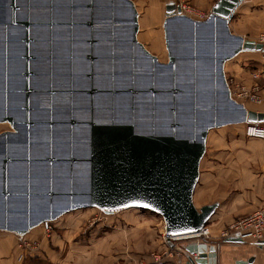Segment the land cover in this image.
<instances>
[{
    "label": "water",
    "instance_id": "95a60500",
    "mask_svg": "<svg viewBox=\"0 0 264 264\" xmlns=\"http://www.w3.org/2000/svg\"><path fill=\"white\" fill-rule=\"evenodd\" d=\"M243 2L203 20L169 3L162 62L133 0H0V231L97 208L150 210L168 238L199 233L218 208L194 203L210 130L264 122L225 72L264 52L231 30Z\"/></svg>",
    "mask_w": 264,
    "mask_h": 264
},
{
    "label": "crops",
    "instance_id": "0c3cea01",
    "mask_svg": "<svg viewBox=\"0 0 264 264\" xmlns=\"http://www.w3.org/2000/svg\"><path fill=\"white\" fill-rule=\"evenodd\" d=\"M133 1L140 13L139 40L160 60V56L166 54L167 60L163 22L166 6L172 1ZM187 1L198 10V13L209 14L218 0ZM230 27L234 34L252 40L264 33V0H244L236 9ZM245 53L252 56L250 59H257L260 52ZM260 59L263 62L260 79L261 100L258 104L245 106L264 113V59ZM230 65L225 66L228 77L234 80L248 78L245 65L235 62ZM260 124L264 126V122ZM236 125L232 126L233 132L229 134L233 136L228 142L230 146L228 157L232 155V161L228 159L225 166L227 177L223 179L216 177L218 175L214 176L213 170L223 168L221 165L215 166L216 163L214 164L212 160L207 165V171L200 167L194 203L197 208L218 203V208L208 221L212 223L207 225L210 231L207 238H186L177 240L171 246L163 236L165 224L162 217L160 219L151 216L154 219L151 223H155V226H151L152 224L144 222L145 214H135L143 213L144 209H137L136 212L128 209L123 210L127 211L124 214L120 212L113 214L115 224L113 227L107 226L109 229L103 223L95 228L84 227L85 217L70 218V215L76 213L75 211L82 212L85 208L66 213L52 221L50 232H46L42 225L21 237L0 231V264H112L116 261L140 259L146 264H158L154 261L153 254L164 256L165 261L162 264H186L189 256H192L197 264H264V244L253 238L243 239L240 231L230 230L234 222L264 204V139L247 137L244 132L245 124ZM211 131L207 138V147L212 137L211 141L216 144L218 154L220 152L218 150L221 149L218 143L228 134L227 132L224 134L223 131L212 134ZM215 173L219 174L216 171ZM196 193L203 194L198 203ZM144 212L154 213L146 209ZM139 216L144 219H139ZM124 221L126 223L121 224ZM237 235L241 237V242L235 240Z\"/></svg>",
    "mask_w": 264,
    "mask_h": 264
},
{
    "label": "rangeland",
    "instance_id": "374dc122",
    "mask_svg": "<svg viewBox=\"0 0 264 264\" xmlns=\"http://www.w3.org/2000/svg\"><path fill=\"white\" fill-rule=\"evenodd\" d=\"M171 1H174V0H171ZM232 28H234V26H232ZM258 55L259 56H257L258 57L257 59L256 58L250 59L252 57L251 55H249L247 53H241V54L237 55L232 60H230V61H228L226 63V65H228L229 67L231 66L230 64L233 63V62L240 63V65H245L246 66V69H247L246 75H247L248 78L245 77L246 78V80H245V79H241V78H237L236 77L238 80L236 78L235 79L238 82L244 83L248 87L249 86L251 87L256 82H259L260 85H261V88H262V83L260 82V79L262 78L261 77L262 76L261 68H262L263 62H262V60L260 58L264 59V55H262V53H258ZM160 58H161V60L163 62H165L166 61V54H162L160 56ZM248 68H249V70H248ZM252 72L253 73H256L257 74V77L253 76L252 75ZM258 75H259V78H258ZM227 78H228V81L229 82L231 81V79L234 80L233 78L228 77V76H227ZM230 86H231V84H230ZM234 98L238 102H240V103H242L244 105H248V106H251V104H255V103L258 104L259 103V102H252V101H250L249 99H246V98H240V97L237 96V94L234 95ZM232 126H237V125H227V126L221 127L223 129H221V128L220 129L219 128H215V129H212V131L210 130L212 132V134H216L217 132L222 133V131H223L224 134H226V132H227L228 135L224 139L221 138L222 139L221 142L218 143V146H219V144L221 146V149L218 150V151H220L218 154H217V149L218 148L216 147V144L214 145V143H212V141H211L212 140V137H211L210 138V141L208 143L209 145L207 147V150H206V153L204 155V158L202 159V165L201 166L203 167V170L204 171H207L206 168H207L208 163H210V160L214 161V164L216 163L215 166L221 165V167L223 169H219V170L217 169V170H213V171H214V176L215 175H218L216 177H222L223 179H225L227 177V171L225 169L226 168L225 167L226 166V163H227L228 159H229V161H232V155L230 157H228V151L230 149V146H229V143L228 142L233 139V136L232 135H229V134H231L233 132V131H231V129L234 128ZM8 128H10V126L8 124H0V132L3 131V130H6ZM237 128H239V127H237ZM244 132H245V128H244ZM214 136L215 135H213V137ZM236 139H237V137H236ZM215 171L217 173H219V174H216ZM202 195L203 194H200V193H198L196 195V201H197V203L200 201V198L202 197ZM133 210H135L134 212L138 211L137 209H133ZM144 211L145 210H143V213H141V212L138 213L137 212L135 214H138V215H144L145 214L146 215V218L145 219L142 218L141 216H139L138 218L139 219H144V222H146L147 224H150V225L152 224L151 226H155V223L154 224L151 223V221L154 220L151 216H156V218H160L161 219V216H159L157 214L155 215V213H148V212H144ZM75 212L76 213H72V215H70V218H77L79 216H80L79 218L85 217V222L83 224L84 227L90 226L91 228H95V227H97L98 224L103 223V225L107 229H109V227H107V226L113 227V225L115 224V221H113L115 219H113V216L112 215L110 217L109 215H106L105 213H103L102 211H100L97 208H86L82 212H78V211H75ZM124 212H127V211H120L121 214H124ZM127 214H129V213H127ZM147 215H149V216H147ZM131 217H132V215H131ZM120 218H122V217H120ZM136 219H137V216H135L134 220H136ZM129 220H131L130 217H129ZM117 223L120 224L119 221H117ZM124 223H126V222L125 221L124 222H121V224H124ZM211 223L212 222L208 223L207 225H211ZM187 241L189 242V240H187Z\"/></svg>",
    "mask_w": 264,
    "mask_h": 264
},
{
    "label": "built area",
    "instance_id": "2783aa9c",
    "mask_svg": "<svg viewBox=\"0 0 264 264\" xmlns=\"http://www.w3.org/2000/svg\"><path fill=\"white\" fill-rule=\"evenodd\" d=\"M177 4H179L182 10L191 15L197 16L198 19H206L209 14L198 13V10L194 8V6L190 5L187 0H174ZM195 17V18H197ZM256 42L263 44L264 46V33H261L256 39ZM264 55V52H260ZM252 75L257 77L256 73L252 72ZM259 78V75H258ZM229 82V81H228ZM231 82V83H230ZM229 82L231 84L230 88L232 91V95L234 97L237 94L240 98L249 99L252 102H260L261 100V85L259 82L254 83L251 87L247 86L244 83H240L237 80H232ZM245 134L250 138L264 139V126L260 123H247L245 124ZM42 227L46 232H50L52 229V222H45L42 224ZM238 230L241 232V237L245 238H253L256 241L264 242V204L259 207L257 210L253 211L251 214L242 217L240 220L234 222L230 230ZM232 231V230H231ZM210 234L208 226H204L201 231L195 235L191 236H178V237H170L166 236V231L163 233L165 241L173 245L177 240H182L186 238H207ZM153 259L156 263L162 264L164 260V256L162 254H153ZM112 264H146V262L142 259L140 260H132V261H116Z\"/></svg>",
    "mask_w": 264,
    "mask_h": 264
},
{
    "label": "bare ground",
    "instance_id": "6f19581e",
    "mask_svg": "<svg viewBox=\"0 0 264 264\" xmlns=\"http://www.w3.org/2000/svg\"><path fill=\"white\" fill-rule=\"evenodd\" d=\"M145 210V209H144Z\"/></svg>",
    "mask_w": 264,
    "mask_h": 264
}]
</instances>
